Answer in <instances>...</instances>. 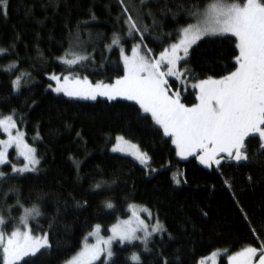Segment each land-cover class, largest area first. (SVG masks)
I'll return each mask as SVG.
<instances>
[{"label":"trees","instance_id":"obj_1","mask_svg":"<svg viewBox=\"0 0 264 264\" xmlns=\"http://www.w3.org/2000/svg\"><path fill=\"white\" fill-rule=\"evenodd\" d=\"M208 2L9 0L7 14L0 16V49L5 50L0 56V117L13 116L40 163L22 175L11 164L1 167L0 216L9 220L10 232L23 211L35 206L41 214L30 222L31 230L47 233L51 245L26 257L27 264L64 263L96 225L108 235L130 215L132 204L150 209L165 233L148 246L115 244L108 264H197L218 250L225 251L221 264H226L245 246L259 249L264 243V155L258 140H246L247 162L229 158L206 167L195 157L178 158L171 138L136 103L69 99L50 89L53 74L114 82L125 74L114 38L126 52L140 43L147 57L157 58L178 41L179 29L194 22L190 11L203 10ZM129 16L138 31L131 29ZM234 41L212 36L194 45L185 73L189 83L234 70ZM70 49L89 58L68 67L59 58ZM18 74L24 80L16 91L12 81ZM169 85L180 89L175 79ZM196 95L189 88L182 101L192 106ZM118 136L137 144L152 170L110 152Z\"/></svg>","mask_w":264,"mask_h":264},{"label":"snow or ice","instance_id":"obj_2","mask_svg":"<svg viewBox=\"0 0 264 264\" xmlns=\"http://www.w3.org/2000/svg\"><path fill=\"white\" fill-rule=\"evenodd\" d=\"M8 5L9 0H0V16L7 14ZM189 15L194 22L178 30V42L162 51L158 59L149 60L140 53L139 46L132 49L131 57L124 56L125 74L114 84L93 85L87 77L83 80L77 77L72 81L75 87L69 89L68 76L63 78L61 84V78L53 75L50 79L60 85L54 91L82 99L96 100L97 96H106L109 100L119 97L135 101L143 113L150 114L155 124L163 129L164 136L172 138L178 155L182 158L197 156L206 167L213 164L219 166L221 160L217 156L220 153H225L227 158L237 163L247 162L246 140H258L260 154L264 155V127H261L264 126V0H209L203 10L194 9ZM127 22L132 30H139L131 16ZM211 36L235 38V48L238 50L236 67L219 79L208 77L193 83L192 87L199 90L196 95L198 103L188 107L181 102L179 89L169 94L170 85L166 77L180 80L189 71L187 62L190 49ZM112 43L118 45L119 39L114 38ZM4 51L0 49V54ZM59 59L68 67H73L88 57L70 49ZM181 61H184L183 66ZM14 84L19 86V77ZM14 128L16 122L12 115L0 118V129L8 134L7 140H0V165L10 162L8 149L15 145L27 163L23 168L13 165V171H35L39 164L36 149L24 142L23 134L19 131L13 136L11 129ZM122 145L131 149L128 154L135 156L141 164H147V154L140 152L136 145L125 141L122 136L116 137V146L112 151H124ZM4 175L0 172V179ZM225 184L231 189L227 180ZM106 207L112 208L113 205L107 203ZM40 214L35 206L25 209V216L21 217L25 230L17 227L10 234L3 229L6 221L0 217V264H20L21 261L27 264L26 257H35L51 247L47 233L35 235L28 227L27 217L35 218ZM130 223L125 221L113 226L110 230L112 235L106 239L99 235L100 225H96L94 231L88 234L96 237V243L89 244L85 237L81 250L66 264H94L101 254L106 255L102 264H108L113 256L111 245L114 240L118 239L123 244L140 239L136 236L140 229L131 227ZM139 223L144 224L143 220ZM159 227L157 225L152 231H157ZM143 231L146 241L150 233L146 226ZM257 257L258 264H264V243L259 249L245 246L230 257V264H253ZM132 259L138 261L139 257L133 255Z\"/></svg>","mask_w":264,"mask_h":264},{"label":"rangeland","instance_id":"obj_3","mask_svg":"<svg viewBox=\"0 0 264 264\" xmlns=\"http://www.w3.org/2000/svg\"><path fill=\"white\" fill-rule=\"evenodd\" d=\"M211 37H212V36H211ZM216 37H219V36H216ZM205 38H206V37H205ZM177 42H178V41H177ZM177 42H175V43H177ZM137 46H139L140 53L143 54V55H146V54L144 53V51H143V47H142V45H141L140 43H136V44H134L133 47L131 48L130 52H126V51L124 50V46H123V44H122V43L120 42V40H119V44L116 45V47H118V48L120 49V55H121V60H122V62H123V58H124V56H128V57H131V56H132V49H133L134 47H137ZM169 48H170V46H169ZM2 54H3V53H2ZM2 54H0V56H1ZM181 55H182V53H181ZM147 58H148L149 60H155V59H158L159 56H158L157 58H149V57H147ZM180 63H181V62H180ZM123 64H124V63H123ZM3 69H4V68H3ZM6 69H8V68H6ZM53 75L58 76V77L61 78V84H63V78H64L65 76H68V75H65V76H64V75H58V74H53ZM53 75H50L48 78H49V80H50V89H51L55 94L63 95V96H65L66 98H69V99H76V100H85V101H96V100H98V99L109 100L106 96H97L96 100H91V99H82V98H78V97H74V96H68V95H65L64 92H56V91H54V89H55L56 87H59L60 85L57 84V82H56L55 80L50 79V77L53 76ZM18 77L20 78V84H19V86L17 87V86L14 84V81H16V79H17ZM68 77H69V85H68L69 89H72V88L75 87V85L72 83V81H73L75 78L78 77V78H80L81 80H83V78H81V77H79V76H76V77L68 76ZM121 78H122V77H121ZM119 79H120V78H119ZM166 79L168 80V82H169L170 79H175V80H177L175 77H166ZM23 80H24V76H22V74H18V75H16L15 78L13 79L12 82H13V86H14V88H15L16 91H19V89H20L21 86L23 85ZM116 80H117V79H116ZM116 80H115V81H116ZM88 81H89L91 84H93V85L97 84V83H93V82H91L90 80H88ZM115 81L112 82V83H107V84H114ZM177 81H178L179 84H180V89H179V90H180V93H181V96H180V98H181V102L184 103V102L182 101V94H183V92H186L189 88H192V89H195V88L192 87V84H193V83H191V82L189 83L188 78H187L185 75L182 76V77L180 78V80H177ZM195 90H196V93H197V95H198V94H199V90H198V89H195ZM175 91H176V90H173L172 88H170L169 94L171 95V93H172V92H175ZM114 100H125V99H122V98L117 97V98L114 99ZM126 101H130V100H126ZM130 102L136 103L135 101H130ZM197 103H198V102H197ZM184 104H185V103H184ZM137 105H138V104H137ZM185 105H186V104H185ZM138 106H139V105H138ZM186 106H187V105H186ZM192 106H193V105H192ZM188 107H191V106H188ZM141 110H142V109H141ZM145 114H146V113H145ZM147 115H149V116L151 117L150 114H147ZM0 118H3V117H0ZM13 119H14V118H13ZM152 120H153V119H152ZM14 121H15V119H14ZM153 121H154V120H153ZM154 123H155V121H154ZM157 126H159V125H157ZM159 127H160V126H159ZM261 127H264V126H261ZM160 128H161V127H160ZM161 129H162V128H161ZM17 131H19L20 133L23 134V139H24V142H25V143H27L30 147H34V148H35V146L31 145V144L28 142L24 130H22L21 128H19V126H17V124H16V128L11 129V132H12L13 136H15V134H16ZM162 131H163V129H162ZM7 139H8V134L5 133L2 129H0V140H7ZM124 139H125V138H124ZM171 140H172V138H171ZM125 141L129 142L130 144H134V145H136L137 148L140 150V152L144 153V152L139 148V146H138L137 144H135V143H133V142H130V141L126 140V139H125ZM115 146H116V139H115V141L113 142V144L110 146L109 151L112 152V153L119 154V155H124V156L131 157V158H133L136 162H138L141 166L145 167L148 171L152 170V168L150 167V159H149V157H148V162H147V164H141L140 161H139L138 159L135 158V156H133V155H131V154H128V153L131 151V149H129L127 146L122 145V147L124 148V151L113 152L112 149H113V147H115ZM174 146H175V144H174ZM175 148H176V146H175ZM35 149H36V148H35ZM176 152H177V156H178V158H180L181 160H187V159H189V158H191V157H195V158H197V156H188L187 158H182L180 155H178V149H177V148H176ZM197 155H199V153H198ZM36 156H37V154H36ZM37 158H38V157H37ZM8 159H9L10 162L7 163V164H11L12 167H13V165H14L16 168H23L24 165L27 163V161H25L24 158H23L22 156L19 155V151L16 149L15 145H13L12 147H10V148L8 149ZM217 159H220V160L222 161V160H227V159H229V158H227V156H226L225 153H220V154L217 156ZM38 160H39V159H38ZM197 160H198V162L200 163V161H199L198 158H197ZM39 163H40V162H39ZM200 164H201V163H200ZM4 165H6V164L0 165V172H1V167L4 166ZM201 165H203V164H201ZM213 165H216V164H213ZM213 165H212V166H213ZM203 166H205V165H203ZM216 166H217V165H216ZM38 167H39V164L36 165V169H37ZM13 172H14V171H13ZM29 172H34V171L14 172V173H18V174L22 175V174L29 173ZM29 209H32V208H29ZM140 209H146L147 211H141ZM129 211H130V215H129L127 218H124V219L119 220L115 225L123 224V222H125V221H129V222H131V223H130V226H131V227L139 228V229H140V230H138V231L136 232V236L140 237V239L134 240V241H132L131 243L124 242L123 244H126V243H128V244H133V243H137V242H138V243H142V244H144L145 246H148L149 243L151 242V240H152L153 238H155V237H159V236H162V235L165 233V230H164L163 224H162V223L156 218V216L153 214V212H152L150 209H148V208H146V207H144V206H141V205L132 204V205L130 206V208H129ZM134 212L136 213L135 215H133ZM24 216H25V212L22 214L21 217H24ZM0 217H2V216H0ZM3 218H4V217H3ZM4 219H5L6 223L3 225V229H4L7 233L10 234L11 231H13V230H14L15 228H17V227H20L22 230H25V229H24V225L21 224V218H20L19 223H18L16 226H15V223H14V225L11 224L13 228H12V230H11L10 232H8V231L6 230V225L9 224V220L6 219V218H4ZM32 220H34L33 217H31V216L27 217L28 227H29V228H31V223H30V222H31ZM140 220H143V222H144L143 225H140V223H139ZM115 225H114V226H115ZM157 225L160 226L159 229H158L157 231L153 232L152 229L155 228ZM144 226L147 227V230H148V232L150 233V235L147 236L146 241H145V239H144V237H145V233H144V231H143ZM112 227H113V226H112ZM112 227H111V228H112ZM111 228H110V230H111ZM94 229H95V227H94ZM94 229H93V231H94ZM93 231H92V232H93ZM99 235H100L102 238H105V239H106V238H108V237H110V236L112 235V232L109 231V234H108V235L103 234L102 227L100 226V233H99ZM87 242H88L89 244H95V243H96V237H94V236H89V235H88ZM117 243H120V244H121V242H120L118 239H117V240H114V241L112 242V245H111V250H112V252H113V256H112V258L114 257V245L117 244ZM82 246H83V245H82ZM101 247L103 248V247H105V246H104V245H101ZM80 250H81V249H80ZM80 250H79V251H80ZM79 251H78V252H79ZM78 252H77V253H78ZM77 253H76V254H77ZM224 253H225V251H222V250L215 251V252L209 254L208 256H205V257L200 258V259L198 260V263H197V264H221V263H222V262H221V258L224 256ZM236 253H238V252H236ZM236 253H235V254H236ZM76 254H75V255H76ZM235 254H232V255H235ZM232 255H230V256L227 258V263H226V264H230V257H231ZM72 257H73V256H72ZM72 257H71V258H72ZM213 257H214V260H213ZM71 258H70V259H71ZM112 258H111V260H112ZM70 259H69V260H70ZM105 259H106V255H105V254H101L100 259H99V260H96V261L94 262V264L97 263V262H99V261H101V260L105 261ZM111 260H109L108 263H109ZM67 261H68V260H67ZM62 264H66V261H65L64 263H62ZM253 264H258V257H257V258H254V260H253Z\"/></svg>","mask_w":264,"mask_h":264},{"label":"bare ground","instance_id":"obj_4","mask_svg":"<svg viewBox=\"0 0 264 264\" xmlns=\"http://www.w3.org/2000/svg\"><path fill=\"white\" fill-rule=\"evenodd\" d=\"M141 37V36H140ZM72 47V46H71ZM89 58V57H88ZM154 122V121H153ZM115 139H116V137H115ZM174 146V145H173ZM180 176V175H179ZM180 185V184H179ZM25 209V208H24ZM23 210V209H22ZM23 212H25V211H23Z\"/></svg>","mask_w":264,"mask_h":264}]
</instances>
